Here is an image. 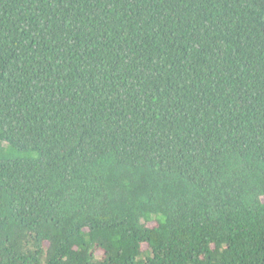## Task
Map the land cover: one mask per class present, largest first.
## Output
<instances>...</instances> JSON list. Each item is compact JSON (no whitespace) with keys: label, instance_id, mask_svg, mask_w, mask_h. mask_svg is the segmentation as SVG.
Instances as JSON below:
<instances>
[{"label":"trees","instance_id":"16d2710c","mask_svg":"<svg viewBox=\"0 0 264 264\" xmlns=\"http://www.w3.org/2000/svg\"><path fill=\"white\" fill-rule=\"evenodd\" d=\"M0 264H264V0H0Z\"/></svg>","mask_w":264,"mask_h":264},{"label":"rangeland","instance_id":"374dc122","mask_svg":"<svg viewBox=\"0 0 264 264\" xmlns=\"http://www.w3.org/2000/svg\"><path fill=\"white\" fill-rule=\"evenodd\" d=\"M143 247L145 248L146 246L144 245Z\"/></svg>","mask_w":264,"mask_h":264}]
</instances>
